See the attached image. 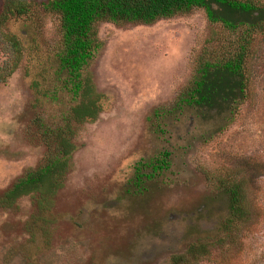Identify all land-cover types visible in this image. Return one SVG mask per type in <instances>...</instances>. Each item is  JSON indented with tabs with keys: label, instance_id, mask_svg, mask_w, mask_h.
I'll list each match as a JSON object with an SVG mask.
<instances>
[{
	"label": "rangeland",
	"instance_id": "1",
	"mask_svg": "<svg viewBox=\"0 0 264 264\" xmlns=\"http://www.w3.org/2000/svg\"><path fill=\"white\" fill-rule=\"evenodd\" d=\"M54 26L47 17L45 35ZM207 31L202 10L151 25L101 24L104 47L91 72L103 109L74 139L54 200L51 249L31 240L32 200L22 197L16 211H0V264H166L197 239L219 234L225 202L215 181L224 173L244 180L247 216L232 244L196 264H264V48L252 64L251 97L233 124L211 140L207 131L187 136L173 149L169 171L143 187L132 183L138 164L167 144L147 117L187 82ZM5 58L0 41V64ZM25 67L0 83V192L45 154L41 138L28 134L40 111Z\"/></svg>",
	"mask_w": 264,
	"mask_h": 264
},
{
	"label": "trees",
	"instance_id": "2",
	"mask_svg": "<svg viewBox=\"0 0 264 264\" xmlns=\"http://www.w3.org/2000/svg\"><path fill=\"white\" fill-rule=\"evenodd\" d=\"M196 10L205 14L207 35L187 82L147 117L167 144L138 164L132 179L136 187L169 171L173 149L187 136L207 131L204 139L211 140L237 119L252 94V64L264 48V0H0V41L6 50L0 83L25 63L23 72L32 76L34 105L40 111L28 134L40 137L45 146L42 160L0 192V211L14 212L22 197H30L33 212L26 228L33 242L39 239L43 248L51 249L54 200L70 169L74 139L103 109V94L91 72L104 47L101 24L151 25ZM47 17L55 22L50 37L44 32ZM176 124L184 134L177 135L172 128ZM237 176L224 173L215 181V195L225 202L219 234L197 239L166 264H196L232 244L238 222L247 216L244 180Z\"/></svg>",
	"mask_w": 264,
	"mask_h": 264
}]
</instances>
